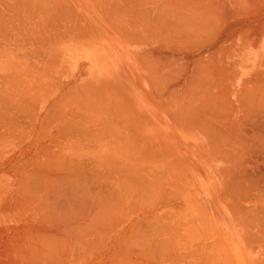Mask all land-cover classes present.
I'll return each mask as SVG.
<instances>
[{
    "label": "bare ground",
    "instance_id": "obj_1",
    "mask_svg": "<svg viewBox=\"0 0 264 264\" xmlns=\"http://www.w3.org/2000/svg\"><path fill=\"white\" fill-rule=\"evenodd\" d=\"M224 1L0 0V264H252L264 0Z\"/></svg>",
    "mask_w": 264,
    "mask_h": 264
},
{
    "label": "rangeland",
    "instance_id": "obj_2",
    "mask_svg": "<svg viewBox=\"0 0 264 264\" xmlns=\"http://www.w3.org/2000/svg\"><path fill=\"white\" fill-rule=\"evenodd\" d=\"M218 1H222V0H218ZM224 1V0H223ZM225 2V1H224ZM223 3V2H222ZM225 29H227V28H225ZM238 33H235L234 35H237ZM123 55L122 54H119V56H116L113 60H112V65H110V67H109V69H111L110 71H112V72H115V74L114 75H119V74H122L123 73V71L125 70V65L126 64H124L123 63V60H122V57ZM81 63L83 64V63H86V61H81ZM75 72L76 70H72V72ZM81 72H83V71H81ZM71 72H69V71H67V74H69V75H71L70 74ZM66 74V76H68ZM125 75V74H124ZM126 76H128V75H125V76H123V77H126ZM69 77V76H68ZM44 81H49V79H45ZM158 111V110H157ZM156 110H151L150 111V113L148 114L149 116H151V115H153V117H155L156 118V123L153 121V117L151 118V120H152V128H151V134L153 135L152 137L154 138H158V137H160L161 136V139H162V141L163 142H167V144H169L171 147H176V148H180V147H185L186 148V146H188L189 145V141H188V139L187 138H179L178 136H176L175 135V133H174V130H173V128H171L166 122H165V120H164V118L162 119V115H159L160 113H158ZM156 115H155V114ZM151 114V115H150ZM158 114V115H157ZM159 116V117H158ZM161 116V117H160ZM161 119V120H163L162 122H160V120L158 119ZM155 118H154V120H155ZM155 140V139H154ZM192 141V140H191ZM207 152V151H206ZM197 153H196V151H194V152H190V151H187V149H186V152L184 153L183 152V154H182V156H183V158L184 159H189L188 160V162H189V164L191 165V164H203L204 163V160H199V161H197L196 159H195V157H197ZM175 199H176V201H175ZM178 198H176V196L172 199V201H171V203L173 202L174 203V205H172L171 207H168V210L166 211V212H168V215L169 216H175L176 214H177V209H178V200H177ZM174 200V201H173ZM172 203V204H173ZM176 204H177V206H176ZM208 208L209 207H211V206H213L212 207V209H214L215 210V208H214V205H212L211 203H208ZM146 206H147V204H146ZM175 207V208H174ZM208 211V210H207ZM210 211V210H209ZM213 212V211H212ZM214 214V213H213ZM211 225H212V227L214 226L216 229H220V228H224V229H227L229 232H231V228H230V226L227 224V223H217L216 221H211ZM220 226H222V227H220ZM227 226V227H226ZM220 227V228H219ZM233 232V231H232ZM194 242V241H193ZM197 242L198 243H200L201 242V239L199 238V239H197ZM201 244L202 243H200V248L201 249H199L200 251H201V255H203L204 253H206L205 252V250H204V247L202 246L201 247ZM203 245V244H202ZM257 246H256V249L257 250H252V256L250 257V259L252 260L251 262H252V264H258V262L262 259V256H263V253H264V248L263 247H258L259 246V244H256ZM179 251L181 252L180 253V255L182 254V251H186V250H175V252L174 253H176V255L179 253ZM189 251V250H188ZM187 251V252H188ZM185 255V254H184ZM175 257V256H174ZM196 257H189V258H186V256H185V259H184V257H183V259L185 260H180L179 261V263L178 264H181L182 262L184 263V262H188V260L190 261V259H191V261H194L195 260V262L197 261V259H195ZM187 259V260H186ZM186 262V263H187ZM176 263V262H175ZM182 263V264H183ZM188 264V263H187Z\"/></svg>",
    "mask_w": 264,
    "mask_h": 264
},
{
    "label": "crops",
    "instance_id": "obj_3",
    "mask_svg": "<svg viewBox=\"0 0 264 264\" xmlns=\"http://www.w3.org/2000/svg\"><path fill=\"white\" fill-rule=\"evenodd\" d=\"M22 84V83H21ZM20 84V86L22 87V85Z\"/></svg>",
    "mask_w": 264,
    "mask_h": 264
}]
</instances>
